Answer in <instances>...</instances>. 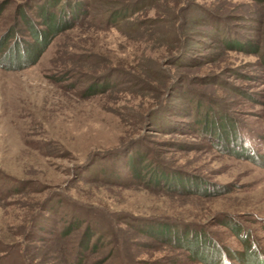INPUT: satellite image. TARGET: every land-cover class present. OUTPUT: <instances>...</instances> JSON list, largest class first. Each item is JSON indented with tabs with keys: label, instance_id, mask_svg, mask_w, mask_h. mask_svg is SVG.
Segmentation results:
<instances>
[{
	"label": "rangeland",
	"instance_id": "rangeland-1",
	"mask_svg": "<svg viewBox=\"0 0 264 264\" xmlns=\"http://www.w3.org/2000/svg\"><path fill=\"white\" fill-rule=\"evenodd\" d=\"M189 231L264 264V0H0V264H215Z\"/></svg>",
	"mask_w": 264,
	"mask_h": 264
},
{
	"label": "trees",
	"instance_id": "trees-1",
	"mask_svg": "<svg viewBox=\"0 0 264 264\" xmlns=\"http://www.w3.org/2000/svg\"><path fill=\"white\" fill-rule=\"evenodd\" d=\"M48 21L53 22V18L48 19ZM33 37L35 38V43L39 45L38 49H37L38 53L36 56V57H38L41 54V52L43 51L42 47L46 46L43 44H47L46 42H47L48 38L46 35L43 36V34L39 31H34ZM35 59L36 58L34 56L32 62H34ZM244 232H245V229L242 230V233H244ZM169 235L170 234L168 233V236H166V238L168 237V239H170L171 235L170 236ZM204 236L205 237H203L200 234H192L191 231H189V232L185 233L183 241H178V240L176 241V239H173V238L172 239H173V242L176 243L177 245L182 244L183 246H181V248L188 247L191 254L197 256L198 258H200L202 260H203V258L206 257L207 259L210 258V261H212V263L215 262V264H218L220 261L222 263H225V264H231L229 259H225V261H224L223 257L221 256V254L224 252L222 250L220 251L214 244H211V241L206 238L207 235L204 234ZM75 251L80 252V250L77 251V248L75 249ZM204 254L206 255L205 257H204ZM73 258L76 260V258H78L77 254L73 255ZM76 262L79 264V258H78V260H76Z\"/></svg>",
	"mask_w": 264,
	"mask_h": 264
}]
</instances>
